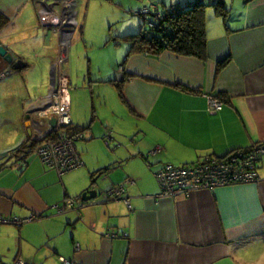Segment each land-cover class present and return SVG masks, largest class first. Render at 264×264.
Listing matches in <instances>:
<instances>
[{
    "label": "crops",
    "instance_id": "1",
    "mask_svg": "<svg viewBox=\"0 0 264 264\" xmlns=\"http://www.w3.org/2000/svg\"><path fill=\"white\" fill-rule=\"evenodd\" d=\"M95 1L114 6L111 17L125 25L106 26L99 37L105 10L94 0H0V45L25 64L15 70L0 56V71L13 69L0 79V214L37 217L0 223V264L252 260L264 245V158L260 181L177 197L162 195L157 173L166 164H197L264 142V0L205 7L206 59L129 54L126 40L142 29V9L157 7L163 16L198 0ZM96 47H113L108 71L101 59L83 67ZM32 82L46 89L32 92ZM54 85L68 87L70 128L82 135L76 148L83 164L63 174L35 152L54 116L41 113L37 125L30 110ZM209 95L224 101L221 110H210ZM100 176L106 178L98 196L83 201ZM118 186L121 196H108ZM70 198L74 206L62 211Z\"/></svg>",
    "mask_w": 264,
    "mask_h": 264
},
{
    "label": "built area",
    "instance_id": "2",
    "mask_svg": "<svg viewBox=\"0 0 264 264\" xmlns=\"http://www.w3.org/2000/svg\"><path fill=\"white\" fill-rule=\"evenodd\" d=\"M205 1L215 2L217 0ZM159 12L157 7H146L139 11L149 26H154L162 18ZM9 72V70L4 71L5 74ZM61 75L65 78V73L62 72ZM2 76L3 73H0V78ZM208 100L210 110L222 109V103L218 98L209 95ZM30 110L36 116L37 125L43 121L41 113H50L57 118V124L51 134L36 149V154L42 163L57 170L60 174L80 168L83 163L76 148V141L82 138V135L80 133L70 134L67 129L72 123L68 87L56 85L39 106L33 105ZM262 158H264V142L247 149H236L224 157L209 156L197 164L185 166L166 164L157 173V177L162 187V195L177 197L194 190H210L224 185L260 181L258 166ZM123 191L124 188L118 186L112 188L108 195L119 198ZM73 206V200L66 201V208ZM36 218L35 215H31L26 219L10 220L0 214V223L23 224ZM17 264H23V261L19 260Z\"/></svg>",
    "mask_w": 264,
    "mask_h": 264
},
{
    "label": "trees",
    "instance_id": "3",
    "mask_svg": "<svg viewBox=\"0 0 264 264\" xmlns=\"http://www.w3.org/2000/svg\"><path fill=\"white\" fill-rule=\"evenodd\" d=\"M209 4L219 6L220 0L213 3L198 0L190 3L192 6H175L169 11H164L165 14L154 26L147 25L144 19L140 32L126 37L131 41L129 54L137 52L159 55L170 51L176 55L206 59L208 54L204 11ZM1 23L0 16V26ZM175 84L186 89L185 85L179 82ZM69 133L73 134L72 128H69ZM38 143L40 141H35V146Z\"/></svg>",
    "mask_w": 264,
    "mask_h": 264
},
{
    "label": "rangeland",
    "instance_id": "4",
    "mask_svg": "<svg viewBox=\"0 0 264 264\" xmlns=\"http://www.w3.org/2000/svg\"><path fill=\"white\" fill-rule=\"evenodd\" d=\"M106 1H108V0H106ZM94 5H97V7L98 8H104V10H105V13L103 12V10H102V12L104 13L103 14V16L101 17V18H98L97 20V28H96V30L95 31H98V33H99V37L101 36V31H102V29H105L106 28V26L108 27V29H109V26H112L113 28H115V29H117L118 27H119V29H121L122 27V25H125V20L124 21H122V22H120V23H118V19H117V17L116 18H112L111 16L113 15L112 14V10H115L116 8L114 7V6H111L110 4H108L107 2L106 3H104V2H101V1H99L98 3L94 0ZM93 5V6H94ZM104 6V7H103ZM111 7H113L114 9H112ZM112 10H111V9ZM121 12H122V14L121 15H126L125 16V18H132L133 16H132V14H133V11H125L124 12V10H121ZM132 12V13H131ZM140 21H141V23L142 22H144L141 18H138ZM147 24V23H146ZM148 25V24H147ZM125 31V30H124ZM123 31V32H124ZM115 32H116V30H115ZM95 33V32H94ZM135 33V32H134ZM112 40H114V38H113V36L112 37H110ZM127 41H128V39H126ZM113 44L112 45H114L113 47L115 48L116 46H115V44H114V41L112 42ZM113 47H110V48H108V49H102V48H100V47H96L95 48V50H93V51H91V56L90 55H88L87 56V60L85 61L86 62V64L85 65H83V67L85 66V68H87L88 67V61L89 60H91L92 58H93V62L94 63H98V61H99V59H101V60H104V62H105V66H106V70L108 71L109 70V68H111L110 66H111V64H112V62H114L113 60H114V58H109V53L111 52V53H114V50H113ZM116 51V50H115ZM115 54H116V52H115ZM126 55H128V54H126ZM126 55L125 56H123L122 57V60L123 61H125V58H126ZM83 56H85V55H83ZM87 72H88V70H87ZM87 74V73H86ZM31 85H32V92H34V90H39V92H43L45 89H46V85H43V84H34L33 82L31 83ZM128 122H130V121H126L125 123H128ZM262 244L264 243V240H262V242H261ZM252 247H253V245H251ZM256 251L257 252H259V256H257L258 255V253L255 251H252V254L251 255H253V256H251L252 257V260H248V261H245V259H240L241 260V262L243 263V264H264V245H258L256 248Z\"/></svg>",
    "mask_w": 264,
    "mask_h": 264
},
{
    "label": "water",
    "instance_id": "5",
    "mask_svg": "<svg viewBox=\"0 0 264 264\" xmlns=\"http://www.w3.org/2000/svg\"><path fill=\"white\" fill-rule=\"evenodd\" d=\"M0 56L3 57L9 63L13 64V69L15 70L21 69L25 65L22 60L15 61V58L12 55V53L9 51L8 48H6L3 45H0ZM56 122H57L56 118H53L51 120L52 126L56 125ZM105 178H106L105 176H102V177L100 176L94 179V182H93L94 187L93 189L83 193L82 195L83 201H90L98 196L99 187L102 186L103 182L105 181Z\"/></svg>",
    "mask_w": 264,
    "mask_h": 264
},
{
    "label": "bare ground",
    "instance_id": "6",
    "mask_svg": "<svg viewBox=\"0 0 264 264\" xmlns=\"http://www.w3.org/2000/svg\"><path fill=\"white\" fill-rule=\"evenodd\" d=\"M211 3H213V2H211ZM186 6H192V5H190V4H188V5H186ZM189 8V7H188ZM145 19V18H144ZM146 20V19H145ZM5 70H9L10 72L8 73V74H10L11 72H12V70L11 69H4V70H2V71H0V73H3V76L2 77H4V76H6V75H8V74H5L4 73V71ZM67 73V72H66ZM1 77V78H2ZM0 78V79H1ZM56 85H54L53 87H55ZM216 98V97H215ZM218 100L222 103V106H224V101L223 100H221V99H219L218 98ZM54 116V115H53ZM54 118H56L55 116H54ZM56 120H57V118H56ZM56 124H57V122H56ZM72 124L73 123H71V125L67 128L68 129V132H69V128L72 126ZM56 125H54L53 127H52V129H54V127H55ZM52 132V131H51ZM77 133H79V132H77ZM73 134H76V133H73ZM50 135V134H49ZM49 135H46L45 137H43V139L42 140H40V143L37 145V147L49 136ZM37 147H36V149H37ZM36 149H35V152H36ZM79 169V168H78ZM77 170V169H76ZM74 171V170H73ZM70 172V171H69ZM111 189H109L108 190V192L107 193H109V191H110ZM109 196V195H108ZM70 200H75L74 198H70ZM60 209H62V211H65V209H66V201L64 200L63 201V205H62V207L60 208Z\"/></svg>",
    "mask_w": 264,
    "mask_h": 264
}]
</instances>
